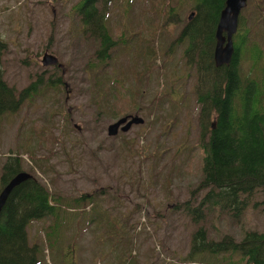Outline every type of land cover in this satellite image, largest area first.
<instances>
[{
  "label": "rangeland",
  "instance_id": "1",
  "mask_svg": "<svg viewBox=\"0 0 264 264\" xmlns=\"http://www.w3.org/2000/svg\"><path fill=\"white\" fill-rule=\"evenodd\" d=\"M79 1L0 0L4 79L18 91L43 78L38 95L0 115V175L6 157L19 155L24 171L31 169L63 199L87 193L96 200L75 209L64 204L62 226L51 237L56 247L44 233L52 217L28 224L30 244L39 246L37 264H245L238 250L185 259L202 225L210 241L264 232L262 192L238 218L213 208L194 222L182 206L199 185L203 148L193 91L198 72L181 58L182 44L173 42L194 16V0L99 4L116 42L107 63L94 58L98 40L81 31ZM241 14L247 43L264 55V0H247ZM47 51L64 73L61 66L41 64ZM52 73L62 77L60 85L47 84ZM107 95L111 107L102 112ZM136 114L142 124L107 134L109 124Z\"/></svg>",
  "mask_w": 264,
  "mask_h": 264
},
{
  "label": "trees",
  "instance_id": "2",
  "mask_svg": "<svg viewBox=\"0 0 264 264\" xmlns=\"http://www.w3.org/2000/svg\"><path fill=\"white\" fill-rule=\"evenodd\" d=\"M103 2L113 1L80 0L75 5V12L82 22L81 31L89 39L98 40L94 58L107 63L116 42L105 23L107 15L99 8ZM224 4L225 0H194L193 9L196 12L173 42L182 44L181 58H185L186 63L198 72L193 91L199 109L202 173L198 187L192 192V199L182 204L194 222L201 221L205 212L213 208H224L228 214L238 218L256 192L264 193V55L259 45L247 43L248 30L242 32L244 20L241 11L238 28L232 38L235 45L232 61L215 66V32ZM6 44L0 40V115L17 111L24 99L34 98L43 86L41 75L18 91L8 84L1 72ZM156 52L157 48L153 45L152 51H149L151 61ZM52 74L48 75L47 84L60 85L62 77ZM105 100L102 112L111 107L109 95ZM109 113L120 114L112 109ZM32 159L37 167H41L37 159ZM22 161L19 155L6 157L0 175L1 189L14 175L24 171ZM38 170L49 176L48 169ZM28 171L31 177L12 190L0 212V264H37L39 246L30 244L28 224L52 217V223L44 233L46 243L56 247L57 239L51 237L59 233L58 228L62 226L65 215L61 209L64 204L75 209L96 202L94 196L89 197L87 193L63 199L64 196L50 190L31 169ZM196 191L201 192L194 195ZM199 236L202 237L200 240ZM206 236L202 225L194 232L191 249L185 259L204 257L210 252L238 250L245 257V264H264V232L250 230L240 240L229 234L220 241L207 240Z\"/></svg>",
  "mask_w": 264,
  "mask_h": 264
},
{
  "label": "water",
  "instance_id": "3",
  "mask_svg": "<svg viewBox=\"0 0 264 264\" xmlns=\"http://www.w3.org/2000/svg\"><path fill=\"white\" fill-rule=\"evenodd\" d=\"M247 5V0H225L223 10L219 14V23L216 26V37H215V49L213 51V59L216 67L226 65L232 61V55L235 48L233 44V36L236 34L239 15ZM191 18V15L189 19ZM41 64L43 66H61L62 73H64V65L58 61V58L52 54L45 52L41 58ZM144 119L138 114L123 116L117 119L115 122L109 124L107 128V134L114 136L118 131L126 132L134 124H142ZM31 174L28 171H20L14 175L10 181L0 191V212L5 205L7 198L9 197L12 190L19 185L21 182L29 179Z\"/></svg>",
  "mask_w": 264,
  "mask_h": 264
}]
</instances>
